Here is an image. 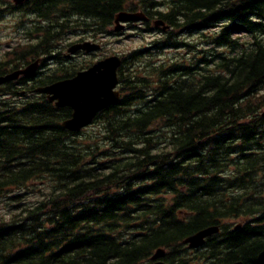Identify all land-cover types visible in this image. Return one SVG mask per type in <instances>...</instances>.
<instances>
[{
  "label": "trees",
  "instance_id": "obj_1",
  "mask_svg": "<svg viewBox=\"0 0 264 264\" xmlns=\"http://www.w3.org/2000/svg\"><path fill=\"white\" fill-rule=\"evenodd\" d=\"M122 11L170 30L122 54L120 99L67 131L71 109L33 90L87 69L94 58L66 59L67 47L111 35ZM9 15L22 40L0 50V76L41 70L0 86V202L12 207L0 264H146L158 249L166 264H260L264 0H0ZM181 48L191 61L150 54ZM215 226L201 248L183 245Z\"/></svg>",
  "mask_w": 264,
  "mask_h": 264
},
{
  "label": "water",
  "instance_id": "obj_2",
  "mask_svg": "<svg viewBox=\"0 0 264 264\" xmlns=\"http://www.w3.org/2000/svg\"><path fill=\"white\" fill-rule=\"evenodd\" d=\"M15 5H21L28 0H12ZM147 20L142 13L121 12L114 20L115 32L125 30V24L142 22ZM162 26L163 31L169 29L162 21H156L155 27ZM101 46L96 43L85 41L71 45L66 53V57L74 55L78 51L85 53H95ZM39 61L28 65L24 69L17 70L5 76H0V86L17 80L19 77L31 78L37 71ZM121 65L118 56L106 57L97 61L91 67L78 72L70 79L59 80L50 85L39 87L34 93L44 94L49 103H54L56 107H69L72 116L62 123V127L70 132H79L89 126L96 115L110 105L117 102L120 93L116 90L118 86L117 71ZM219 232L218 227H210L197 232L186 238L183 243L189 248H199L204 245L205 239ZM165 254L164 250H157L151 257L150 264H165L158 261ZM258 262L264 264V249L257 256ZM232 264H243L235 262Z\"/></svg>",
  "mask_w": 264,
  "mask_h": 264
},
{
  "label": "rangeland",
  "instance_id": "obj_3",
  "mask_svg": "<svg viewBox=\"0 0 264 264\" xmlns=\"http://www.w3.org/2000/svg\"><path fill=\"white\" fill-rule=\"evenodd\" d=\"M16 19L9 15L3 21L0 22V50H6L9 46L16 44L18 41H21L22 34L18 32L16 27ZM152 26V25H151ZM141 24L128 29L123 35H108L101 39H97L95 42L102 44V50L96 55H79L77 57L78 61H86L94 58L95 60L104 57L105 55H122L128 52H131L135 49H142L146 51L150 46L151 42L154 39L161 37V34L158 30L152 32H142L140 28H143ZM188 42H193L196 39V35H186L182 37ZM89 41L94 39H88ZM201 48V47H198ZM150 52V51H149ZM152 55V59L157 62L162 60L176 59L181 61H191L192 54L187 51L185 48L178 50L175 49H164V50H155ZM41 70V69H40ZM43 70V69H42ZM39 198V195H30L25 199L26 202L32 203ZM11 205L7 204V201L0 202V214H6L10 209ZM240 221H237L235 224H240Z\"/></svg>",
  "mask_w": 264,
  "mask_h": 264
},
{
  "label": "flooded vegetation",
  "instance_id": "obj_4",
  "mask_svg": "<svg viewBox=\"0 0 264 264\" xmlns=\"http://www.w3.org/2000/svg\"><path fill=\"white\" fill-rule=\"evenodd\" d=\"M134 27L137 26V25H133ZM128 27V26H127Z\"/></svg>",
  "mask_w": 264,
  "mask_h": 264
},
{
  "label": "bare ground",
  "instance_id": "obj_5",
  "mask_svg": "<svg viewBox=\"0 0 264 264\" xmlns=\"http://www.w3.org/2000/svg\"><path fill=\"white\" fill-rule=\"evenodd\" d=\"M67 120V119H66ZM165 262V261H164ZM232 264V263H231Z\"/></svg>",
  "mask_w": 264,
  "mask_h": 264
}]
</instances>
